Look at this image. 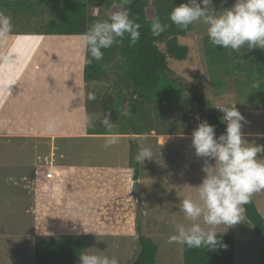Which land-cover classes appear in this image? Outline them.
<instances>
[{"label":"rangeland","instance_id":"rangeland-1","mask_svg":"<svg viewBox=\"0 0 264 264\" xmlns=\"http://www.w3.org/2000/svg\"><path fill=\"white\" fill-rule=\"evenodd\" d=\"M48 1L36 17H14L11 11H2L11 17L13 29L0 39V111L6 109L8 118L0 120V264H34L36 242L50 238L79 239L84 252L133 264L140 246L139 229L158 244L155 264H183V244L170 243L169 237L176 225L192 223L179 210V201L198 200L197 186L206 175L202 171L206 158L195 155L191 134L201 121H208L204 112L224 115L218 107L235 105L245 117L244 138L264 145V58L246 64L249 73L215 69L206 59L207 26L192 24L193 31L180 37L190 47L188 59L168 60L174 77L204 95L202 105L187 98L182 109L167 113L164 124H157L159 131L168 134L151 133L147 135L154 137L146 138L119 134V143L105 149L104 137L86 135H93L88 128H96L106 114L103 100H110L116 90L110 82L89 83L84 73L80 91L65 98V120L49 127L29 118L31 110L40 109L33 101L34 92L30 89L27 94L25 81L33 71L31 50L46 36L37 30H43L52 16ZM234 2L213 0V7L220 10ZM110 13L99 11V20ZM89 95L95 99L89 100ZM84 106L94 126H88L89 117L87 128L75 118ZM131 135L136 139L127 137ZM136 140L153 152V159L143 165L135 159L139 147L132 141ZM258 156L264 158V153ZM137 172L139 177L134 179ZM252 198L264 216V190ZM242 221L214 230L235 236V264H258L262 241L244 209ZM200 222L210 228L202 218Z\"/></svg>","mask_w":264,"mask_h":264},{"label":"trees","instance_id":"trees-1","mask_svg":"<svg viewBox=\"0 0 264 264\" xmlns=\"http://www.w3.org/2000/svg\"><path fill=\"white\" fill-rule=\"evenodd\" d=\"M45 1L0 0V12L11 11L14 17L21 14L36 17ZM184 2L186 1L132 0L128 6L130 15L141 24L139 30L141 37L138 43L129 46L128 39L125 38L122 44L104 49L103 59L93 60L92 63H88L90 55L86 51V81L110 82L116 89L110 100L104 98L106 104L103 111L106 114L110 113V119L115 125L114 130L119 134H168L169 132L159 131L161 129L158 126L159 122L160 125L162 122L164 124L167 113L182 109L187 98L199 105L205 100L204 95L193 91L192 86L189 84L186 86L174 77V71L169 65V57L186 60L190 54L189 45L181 43L180 37L192 32L193 27L190 25L187 29H181L168 18L172 9ZM48 3L52 16L43 30H37L38 34L82 35L91 24L100 19L99 11L112 13L122 6L121 0H49ZM156 17L169 25L158 37L152 35L150 28L151 20ZM204 44L207 62L215 69H223L226 74H232L235 69L238 71L246 69L249 73L246 64L264 58V49L259 47L252 49L243 47L239 52L213 47L208 35L204 38ZM104 65H107V68ZM110 75L114 78L110 79ZM125 109L131 110V116L122 115ZM204 115L207 122L215 126L217 137L225 132L226 124L221 119L223 114L207 111ZM100 121L95 126L97 129L88 128L89 134H107ZM138 177L139 172L134 179ZM243 209L253 225L254 233L262 241L258 264H264V216L253 198L249 204L243 206ZM220 235L223 243L227 245L226 248L219 247L215 250L203 247L188 248L183 244V264H235V236L226 233ZM139 243L142 250L133 264H155L158 244L144 235H141ZM81 252H84V244L79 239H41L35 245L34 264H79Z\"/></svg>","mask_w":264,"mask_h":264},{"label":"clouds","instance_id":"clouds-1","mask_svg":"<svg viewBox=\"0 0 264 264\" xmlns=\"http://www.w3.org/2000/svg\"><path fill=\"white\" fill-rule=\"evenodd\" d=\"M131 3L132 0H121L119 10L91 24L82 34L81 43L90 55L88 63L101 61L104 49L122 44L125 38L129 46L138 43L141 24L130 15L128 6ZM168 18L181 29L194 23L206 25L213 47L236 52L243 47L264 49V0H235L231 7L220 10L213 7V0H186L174 7ZM168 27L159 17L150 22L152 35L156 37ZM12 29L11 17L0 12V39L7 38ZM88 99L94 100L95 96L89 95ZM218 108L224 113L221 118L226 124L224 133L217 137L215 126L205 120L191 134L195 155L206 158L202 168L206 175L197 186L198 200L184 198L179 201V210L192 223L188 227L176 225L175 233L169 237L170 243L185 244L188 248H226L220 235L223 232H216L214 227L227 225L229 228L243 222V206L251 202L254 193L264 190V158L258 156L264 153V145L249 143L244 138L242 121L245 117L235 105ZM122 115L131 116V110L125 109ZM100 122L107 133L103 147L107 149L118 144L121 137L114 130L110 113L104 114ZM89 126H94L92 117H89ZM138 147L137 163L143 165L146 159H153L149 146L140 144ZM208 160H214L215 164H209ZM201 218L203 225L210 228L202 226ZM79 264H119V261L107 255L81 252Z\"/></svg>","mask_w":264,"mask_h":264},{"label":"crops","instance_id":"crops-1","mask_svg":"<svg viewBox=\"0 0 264 264\" xmlns=\"http://www.w3.org/2000/svg\"><path fill=\"white\" fill-rule=\"evenodd\" d=\"M80 35H46L44 40L36 43L31 53H34L31 74L27 75L25 81L26 92L29 95L30 89L33 101L36 100V105L39 110H31L29 118L37 123H44L51 127L66 119V97H72L76 91H80L84 83L83 77L85 73L86 49L81 47V39L76 38ZM44 43L48 49L44 50L41 45ZM84 62V63H83ZM29 69V67H27ZM71 88V89H70ZM78 88V89H77ZM77 89V90H76ZM14 105H15V99ZM0 111V120L5 121L7 118L6 109ZM65 113V115H64ZM89 114V113H88ZM88 114L85 106L82 113L75 118L78 122L86 126L88 125ZM9 115H14L10 113ZM2 121V122H3ZM89 126V125H88ZM94 135V136H93ZM86 135L89 138H102L105 134ZM137 135V134H135ZM140 136L154 137L147 134ZM137 137V136H127ZM178 136H175L177 138ZM139 144L138 140L132 141Z\"/></svg>","mask_w":264,"mask_h":264},{"label":"water","instance_id":"water-1","mask_svg":"<svg viewBox=\"0 0 264 264\" xmlns=\"http://www.w3.org/2000/svg\"><path fill=\"white\" fill-rule=\"evenodd\" d=\"M139 205L140 206H142V200H141V198H139ZM142 208V207H141ZM141 215H143V213H141ZM141 215H140V217H139V223H140V220H141ZM140 237H141V230L139 229V241H140ZM140 246H139V250H138V253H137V256L136 257H138V255H139V253L141 252V250H142V246H141V244H139Z\"/></svg>","mask_w":264,"mask_h":264}]
</instances>
